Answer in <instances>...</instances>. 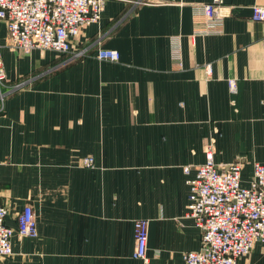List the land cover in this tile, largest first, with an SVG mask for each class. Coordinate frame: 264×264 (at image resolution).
<instances>
[{
	"label": "crops",
	"instance_id": "0c3cea01",
	"mask_svg": "<svg viewBox=\"0 0 264 264\" xmlns=\"http://www.w3.org/2000/svg\"><path fill=\"white\" fill-rule=\"evenodd\" d=\"M210 1L106 0L73 41L76 60L13 51L0 22L11 88L0 104V206L13 229L29 206L37 229L14 234L0 264H144L132 257L137 220L148 222L146 264H184L200 248L186 179L204 146L213 141L217 165L242 162L245 184L264 165V20L251 19L264 0H223L230 14L207 25ZM98 48L119 60H97ZM240 264H264V246Z\"/></svg>",
	"mask_w": 264,
	"mask_h": 264
},
{
	"label": "built area",
	"instance_id": "2783aa9c",
	"mask_svg": "<svg viewBox=\"0 0 264 264\" xmlns=\"http://www.w3.org/2000/svg\"><path fill=\"white\" fill-rule=\"evenodd\" d=\"M106 0H0V22L6 23L9 46L13 51L30 53L33 50L58 54L72 53V59L84 51L73 48V41L82 29L100 21ZM231 7L223 0H211L201 6L204 23H219L230 14ZM253 21L264 20V7L251 8ZM99 61L117 62L119 54L112 49L98 48ZM210 66L206 72H210ZM231 91L235 83L228 80ZM11 88L0 56V104ZM12 89H15L13 87ZM204 162L188 186L186 216L201 231L200 248L183 255L184 264H240L256 244L264 246V165L253 163L251 179H242V162L217 165L214 161L213 141L203 149ZM92 159L84 160L86 167ZM189 175L190 169L185 167ZM7 209L0 206V257L12 254L11 239L37 236L32 209L25 206L17 216L16 229L5 224ZM148 222L134 223V251L132 257L147 263Z\"/></svg>",
	"mask_w": 264,
	"mask_h": 264
},
{
	"label": "rangeland",
	"instance_id": "374dc122",
	"mask_svg": "<svg viewBox=\"0 0 264 264\" xmlns=\"http://www.w3.org/2000/svg\"><path fill=\"white\" fill-rule=\"evenodd\" d=\"M73 48H75V47L73 46ZM79 58H80V57H79ZM79 58H76V59H79ZM76 59H75V60H76Z\"/></svg>",
	"mask_w": 264,
	"mask_h": 264
}]
</instances>
